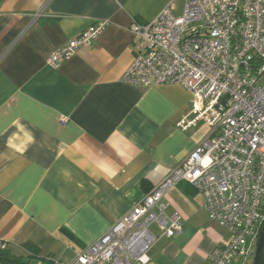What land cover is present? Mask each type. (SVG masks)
Here are the masks:
<instances>
[{"label": "crops", "instance_id": "0c3cea01", "mask_svg": "<svg viewBox=\"0 0 264 264\" xmlns=\"http://www.w3.org/2000/svg\"><path fill=\"white\" fill-rule=\"evenodd\" d=\"M166 5L178 14L183 0H0V247L26 260L30 242L39 257L70 261L208 134L201 120L180 126L193 118L180 84L121 78L142 50L131 20L150 21ZM96 20L108 23L94 40L47 64ZM165 202L181 231L160 237L153 225L148 264H208L226 229L187 182Z\"/></svg>", "mask_w": 264, "mask_h": 264}, {"label": "built area", "instance_id": "2783aa9c", "mask_svg": "<svg viewBox=\"0 0 264 264\" xmlns=\"http://www.w3.org/2000/svg\"><path fill=\"white\" fill-rule=\"evenodd\" d=\"M96 20L50 52L58 67L106 27ZM129 31L142 44L123 71L132 85L177 83L192 94L191 120L208 134L98 238L68 262L51 264H148L158 236L181 231L178 212L166 213V195L181 181L204 200L208 217L226 229V244L214 247L208 264L244 260L264 224V0H183ZM256 247V245H255Z\"/></svg>", "mask_w": 264, "mask_h": 264}, {"label": "trees", "instance_id": "16d2710c", "mask_svg": "<svg viewBox=\"0 0 264 264\" xmlns=\"http://www.w3.org/2000/svg\"><path fill=\"white\" fill-rule=\"evenodd\" d=\"M23 246L31 253L29 259L23 260L20 257L14 256L8 249L0 247V261L11 264H32L31 260L36 258L39 260L37 264H51L50 259L38 256V248L35 245L27 242ZM250 264H252V261Z\"/></svg>", "mask_w": 264, "mask_h": 264}, {"label": "water", "instance_id": "95a60500", "mask_svg": "<svg viewBox=\"0 0 264 264\" xmlns=\"http://www.w3.org/2000/svg\"><path fill=\"white\" fill-rule=\"evenodd\" d=\"M252 264H264V224L257 239Z\"/></svg>", "mask_w": 264, "mask_h": 264}, {"label": "rangeland", "instance_id": "374dc122", "mask_svg": "<svg viewBox=\"0 0 264 264\" xmlns=\"http://www.w3.org/2000/svg\"><path fill=\"white\" fill-rule=\"evenodd\" d=\"M180 12H178L179 14ZM255 245H256V241H255V244L254 246L252 247V249L250 250V253H249V256H248V259L252 261L253 259V254H254V250H255Z\"/></svg>", "mask_w": 264, "mask_h": 264}]
</instances>
